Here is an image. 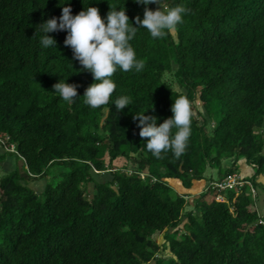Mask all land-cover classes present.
Returning a JSON list of instances; mask_svg holds the SVG:
<instances>
[{
  "label": "trees",
  "instance_id": "obj_1",
  "mask_svg": "<svg viewBox=\"0 0 264 264\" xmlns=\"http://www.w3.org/2000/svg\"><path fill=\"white\" fill-rule=\"evenodd\" d=\"M68 3L73 15L91 4L103 18L124 7L137 27L145 7H160L0 0V168L9 154L24 161L0 170V264H264V0H162L186 9L183 23L162 39L138 30L131 43L143 70L118 68L112 97L96 109L83 97L93 75L65 46L67 32L49 33L57 48L39 43L37 26ZM63 78L77 86L71 105L52 92ZM167 85L190 101V136L180 157L158 159L134 115L158 126L170 118L176 93ZM121 96L133 103L118 111ZM242 160L255 164L252 175ZM208 168L218 177L191 205L172 182L195 189ZM229 175L249 183L214 185Z\"/></svg>",
  "mask_w": 264,
  "mask_h": 264
},
{
  "label": "clouds",
  "instance_id": "obj_2",
  "mask_svg": "<svg viewBox=\"0 0 264 264\" xmlns=\"http://www.w3.org/2000/svg\"><path fill=\"white\" fill-rule=\"evenodd\" d=\"M133 2L145 6L155 3L160 7L155 11L145 7L143 19L136 17L135 24L139 26L137 27L129 19L124 7L110 6L106 18H103L99 8L91 4L84 6V10L79 14L73 15L68 3L65 4L67 6H61V17L48 19L37 26L42 33L39 43L45 49L57 48L56 40L49 33L61 30L67 32L65 46L71 47L73 59L82 66L81 71L91 72L94 78V82L86 89L83 96L84 103L90 108L96 109L108 104L116 88L112 77L118 68L124 72L133 69L136 72L143 70V62L137 59L135 48L131 43L138 30H146L153 39H162L166 35L174 34L178 26L183 23L186 9L180 5L164 8L162 0H133ZM170 89L172 93H176L171 108L173 115L165 119L162 124L158 126V118L145 115L146 112L142 114L136 112L134 115V119L139 121L140 137L148 138L143 144L144 147L158 159L162 158V153L169 151L177 158L180 157L187 147L190 136V101L179 85ZM52 92L58 94V97L69 105L78 98L77 86L67 83V78L53 85ZM132 103L128 96H121L113 101L118 111L132 106ZM11 149L15 151L14 146Z\"/></svg>",
  "mask_w": 264,
  "mask_h": 264
},
{
  "label": "rangeland",
  "instance_id": "obj_3",
  "mask_svg": "<svg viewBox=\"0 0 264 264\" xmlns=\"http://www.w3.org/2000/svg\"><path fill=\"white\" fill-rule=\"evenodd\" d=\"M229 162H231V160ZM125 163H126V159L122 158V157L115 160V162H114L115 166H123ZM241 163H242V166H244V164L246 165L245 161H243V160L241 161ZM23 165H24V161L22 160V158L17 157L14 154H9L7 159L2 162L0 170L11 171V170L16 169V168L23 170ZM250 167H251V165H250ZM253 172H254V170H253ZM206 175H207V178L204 180H200L199 182H197V184H200V186L203 185L202 187H207V185H209V183H210L211 177H213L214 179H217V177H218L217 169L208 168L206 171ZM142 176L144 177L145 175L143 174ZM45 182L46 181L39 180L34 184V187L38 190L42 189ZM172 183L179 190V192L187 193V191H188V193L190 194L189 202L191 205H193L195 197L198 196L197 194L200 192V189H197V188L192 189L191 188V189L186 190L180 181H174ZM89 190L92 192V190H93L92 185H90ZM190 208H191V206L188 207V209H190ZM156 238L160 243H163L165 241L163 233L157 234Z\"/></svg>",
  "mask_w": 264,
  "mask_h": 264
},
{
  "label": "built area",
  "instance_id": "obj_4",
  "mask_svg": "<svg viewBox=\"0 0 264 264\" xmlns=\"http://www.w3.org/2000/svg\"><path fill=\"white\" fill-rule=\"evenodd\" d=\"M255 166V164L253 165ZM252 166V167H253ZM245 182L249 183V181L245 180V177H241L238 179L237 176L229 175L224 180L216 181L214 185L219 187L220 189L234 188L236 186H242ZM253 193H255V189L253 188ZM219 200H224L223 196L218 197Z\"/></svg>",
  "mask_w": 264,
  "mask_h": 264
},
{
  "label": "crops",
  "instance_id": "obj_5",
  "mask_svg": "<svg viewBox=\"0 0 264 264\" xmlns=\"http://www.w3.org/2000/svg\"><path fill=\"white\" fill-rule=\"evenodd\" d=\"M241 166H242V163H241ZM241 173H242L243 175H252L254 172H253V168H251L250 165H245V164H244V166L241 167ZM202 186H203V185L197 187V189H198V188L200 189V187H202ZM197 189H196V190H197Z\"/></svg>",
  "mask_w": 264,
  "mask_h": 264
}]
</instances>
